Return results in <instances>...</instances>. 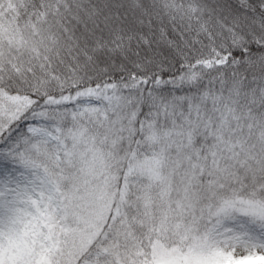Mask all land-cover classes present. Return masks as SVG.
<instances>
[{"label": "snow or ice", "instance_id": "obj_1", "mask_svg": "<svg viewBox=\"0 0 264 264\" xmlns=\"http://www.w3.org/2000/svg\"><path fill=\"white\" fill-rule=\"evenodd\" d=\"M0 264H264V0H0Z\"/></svg>", "mask_w": 264, "mask_h": 264}]
</instances>
